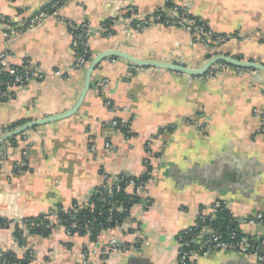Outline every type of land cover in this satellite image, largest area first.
Wrapping results in <instances>:
<instances>
[{
	"label": "crops",
	"instance_id": "crops-1",
	"mask_svg": "<svg viewBox=\"0 0 264 264\" xmlns=\"http://www.w3.org/2000/svg\"><path fill=\"white\" fill-rule=\"evenodd\" d=\"M52 1L0 0V54L7 53L9 65L26 63L45 74L0 98V140L11 124H36L0 143L6 154L0 162V218L20 223L69 210L87 203L105 176H141L148 143L156 179L147 191L151 204H134L128 221L102 230L94 241L88 232L68 236L57 227L29 237L31 264H76L84 251L89 264H174L179 234L212 215L215 201L226 202L240 234L264 237V221L249 223L264 217V73L219 65L208 78L132 65L200 70L224 56L264 66V0H67L59 19L10 33ZM167 2L204 22L218 39L215 47L178 26L130 30L160 9L176 17ZM84 23L95 31L88 39L90 57L72 69L79 55L68 25ZM104 24L108 35L102 34ZM57 70L63 71L59 77ZM114 120L128 121L132 136L112 128ZM13 233V224L0 229L2 250H16ZM111 240L120 249H105ZM263 255L261 249L251 255L219 250L197 255L192 264H264Z\"/></svg>",
	"mask_w": 264,
	"mask_h": 264
},
{
	"label": "trees",
	"instance_id": "trees-1",
	"mask_svg": "<svg viewBox=\"0 0 264 264\" xmlns=\"http://www.w3.org/2000/svg\"><path fill=\"white\" fill-rule=\"evenodd\" d=\"M165 8L168 10L170 9L174 13H177V16L171 18L164 11L160 9L155 11L151 15L146 16L147 19L151 16L159 15L161 23L162 21H169L171 23L173 22L174 19L178 18L180 15H186L187 17L194 19L197 23L204 25L205 31H209L207 25L204 22L197 19L196 17H192L190 14L187 13V10L185 8L178 9L176 6L172 5L169 2L166 3ZM136 23L137 21L133 22L132 26H134ZM73 26L77 27L80 25H73ZM103 27L105 29V32L102 34L108 35L111 32L110 26L108 24H104ZM22 29L20 28L18 30H22ZM211 37H212V33H211ZM75 51L78 55H80V51L78 50ZM89 57H90V52L86 56V61L89 60ZM218 64L222 66L224 65L226 67L231 66L224 62H219L216 65ZM13 67L19 68L16 66ZM218 70H214L213 68H211L207 71L205 75L209 74L210 76L211 73V76H215L212 73L216 72L217 74ZM0 79L4 83H6V82H10L12 78L7 73H1ZM7 90L8 87H6V85H2L0 87V91L8 92ZM20 125L21 122L11 124L10 126L3 128L4 129L3 131H10ZM114 129L116 130V128ZM119 132H121L125 137L132 136V134L129 132V128H122ZM147 146L149 147V143L146 145V147ZM151 166H152L151 163L148 164L144 163L145 171L139 177H132L123 174L119 175L118 179L120 180L119 183L120 191L116 192L115 190H113L111 196H109L108 190L113 186H111V183L109 181L105 180L103 187L98 191H96L93 195H91L88 202L85 204L78 205L74 203L69 210L51 211L46 214H40L35 217L21 220L20 223H16V222L12 223L13 221L0 218V229L6 228L11 224H13L14 226L13 235L17 243V246H21V245L27 246L29 237L47 236L52 231V229L55 228V225L52 223V219L50 218L53 215L62 219L64 226H69L72 222L77 223L78 229L76 230V232L73 233V235L75 234L77 235L79 233L84 234L88 232L91 241H94L96 235L100 233L102 230L116 229L117 227L121 226L123 223L128 221L130 217L129 214L131 207L134 204L144 201L146 199L144 198V196L135 195L133 190L128 188L126 182H128L129 180L133 181L136 184L148 182L150 180V173L152 171ZM147 200L148 203L146 204H151V199L149 197H147ZM220 202L222 203V201ZM202 217L203 216L199 217L196 225L193 228L183 231L182 233L179 234L177 241L183 244L184 246L181 250L190 252L194 250L196 251L198 249L199 243L196 244L194 240L195 237L197 236L198 231L204 226H208L213 232L218 233L220 237H222V239L225 241H228L230 235L233 233L235 234L236 239H241L242 237H245L250 240L251 245L255 244L256 238L242 235L238 231H236L234 226L235 220L232 217V214L228 211L227 205H223L222 203L221 207L217 209L215 214H212L208 217H204L206 219V221L204 222L201 220ZM261 241L264 242V237L261 238ZM31 260L32 257L30 258L27 257L25 259H22L21 255H18L16 252H13L11 250L9 251L5 250L2 256L0 257V263H4V264H30ZM188 264H192V263L190 262Z\"/></svg>",
	"mask_w": 264,
	"mask_h": 264
},
{
	"label": "built area",
	"instance_id": "built-area-1",
	"mask_svg": "<svg viewBox=\"0 0 264 264\" xmlns=\"http://www.w3.org/2000/svg\"><path fill=\"white\" fill-rule=\"evenodd\" d=\"M67 0H53L48 6H45L41 8L26 24V26L22 30H17L15 32H10L12 35L17 36L20 34H23L25 31H29L32 29H35L36 27L40 26L46 19L48 18H57V12L59 8L61 7L62 4H64ZM175 11V9H174ZM3 21V19H1ZM160 16H151L147 19V17H141L140 20L137 21V23L134 26H131L130 30L132 29L133 32L139 33L144 27L154 25V24H162L165 26H178L182 28L184 31L189 33L192 37L195 38V40L199 41L202 43L204 46H207L208 48H213L215 46L216 42L218 39L213 40L211 38V33L209 31H205L204 25L197 23L194 19H191L187 17L186 15H180L178 18L174 19L173 22L169 21H162L160 22ZM71 36H72V43L71 46L74 50L80 51V55L78 58L77 63H75L72 67V69H77L79 67H82L86 64V56L89 54V46H88V39L95 33V31L92 29V27L88 23L81 24L80 26L74 27L73 25H68ZM6 35V34H5ZM9 36V35H7ZM6 54L7 53H2L0 54V74L1 73H7L8 75L11 76V81L4 83L0 79V87L2 85H6L8 87V90L11 87L15 86H22L25 85L29 80L31 79H36L38 81H42L45 78V74L42 72L36 71L35 69L31 68L28 64L22 63L21 67L15 68L12 65H9L8 62L6 61ZM222 66V65H220ZM219 64L216 66H213L212 68L214 70L219 69ZM135 70L139 71L140 67H135ZM232 68H236L233 66H230ZM133 68V69H134ZM218 68V69H217ZM239 69L240 68H236ZM63 74V71L57 70L53 72V75L55 76H61ZM212 74H216L212 73ZM206 77H211L209 74L205 75ZM107 81H104L102 85H105ZM7 90V91H8ZM8 97V92L5 91H0V98H7ZM108 106V105H107ZM112 128H116V131L119 132L122 128H129V122L125 120H114L110 123ZM15 129V128H14ZM13 130V129H12ZM11 131V130H10ZM262 137L264 138V130L261 132ZM25 137V135H23ZM106 148L110 149V145L106 144ZM6 154L3 148V153L1 154L0 162H2L5 158ZM154 159V154L150 151L149 147H146V159L144 161L145 164L151 163ZM22 168L21 165H16L15 169L20 171ZM107 181L111 183V187L108 190L109 196L112 195L113 190L116 192L120 191V180L118 177H104ZM155 175L154 171H151L150 173V180L146 183H139L136 184L133 181L129 180L126 182V185L128 188L132 189L134 194L137 196H144L146 198L144 200L145 203H148L147 197L148 193L147 191L149 190V187L152 183L155 182ZM223 205H226V202L222 201ZM220 201H215L209 205V210L211 211L212 214H215L217 209L221 207L222 204ZM52 219V223L55 225V228H61L64 230L66 235L72 236L74 232L78 229V225L75 222H72L69 226H64L63 220L58 218L57 216L50 217ZM258 219L255 220H250L249 223L251 224H258L262 223L263 220V215H260L257 217ZM201 220L204 222L206 219L204 217L201 218ZM87 229V228H86ZM194 242L197 244L199 243L198 249L195 251H184L181 250L184 246L181 243L179 244L178 247V254L177 258L175 260L174 264H188L192 263L193 260L197 255L205 256L210 254L213 251H219V250H229V249H234L237 250L238 252L242 253L243 255H251L258 253L260 250V247L264 245V242L261 241V238H256L255 239V244L251 245L250 240L242 237L241 239H236L235 234H231L229 237L228 241H225L220 237L218 233L213 232L208 226L202 227L198 233L197 236L195 237ZM18 255L22 256V259L25 258H30L32 257V252L26 247V246H17L16 247ZM105 249H120V246L117 244L115 240H111L108 242L107 246ZM5 250H0V257L2 256L3 252ZM263 259V257H262ZM90 260V255H88L87 251H84L80 255V259L77 261L76 264H89ZM4 264V263H0ZM31 264V262H30Z\"/></svg>",
	"mask_w": 264,
	"mask_h": 264
},
{
	"label": "water",
	"instance_id": "water-1",
	"mask_svg": "<svg viewBox=\"0 0 264 264\" xmlns=\"http://www.w3.org/2000/svg\"><path fill=\"white\" fill-rule=\"evenodd\" d=\"M219 62H224L227 63L233 67L240 68V69H246V70H255L258 72L264 73V66L259 65L257 63L253 62H242L240 60H236L233 58L229 57H224V56H217L211 59V61L203 68L200 70H191L183 66L179 65H170V64H165L161 62H142V61H133L132 65L135 67H140V68H158V69H167L169 71H173L175 73L179 74H186L190 76H204L209 69H211L214 64L219 63ZM35 123H28L23 126H18L15 129L11 130L6 134V137L0 140V143H3L6 139L12 138L18 134H22L24 131L27 129L35 126ZM3 153V148L0 145V156ZM261 251L264 252V245L260 247ZM202 255V254H201Z\"/></svg>",
	"mask_w": 264,
	"mask_h": 264
},
{
	"label": "rangeland",
	"instance_id": "rangeland-1",
	"mask_svg": "<svg viewBox=\"0 0 264 264\" xmlns=\"http://www.w3.org/2000/svg\"><path fill=\"white\" fill-rule=\"evenodd\" d=\"M140 19H141V18H140ZM140 19H139V20H140ZM214 47H215V46H213V48H214ZM213 48H210V49H213ZM110 147H111V146H110ZM110 149H111V148H110Z\"/></svg>",
	"mask_w": 264,
	"mask_h": 264
}]
</instances>
